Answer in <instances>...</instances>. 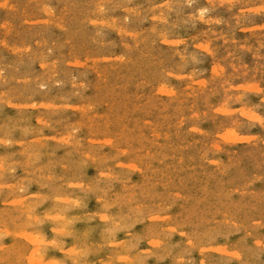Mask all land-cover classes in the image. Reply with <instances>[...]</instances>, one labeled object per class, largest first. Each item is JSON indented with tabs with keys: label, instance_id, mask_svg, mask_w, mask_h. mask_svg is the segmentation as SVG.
<instances>
[{
	"label": "rangeland",
	"instance_id": "374dc122",
	"mask_svg": "<svg viewBox=\"0 0 264 264\" xmlns=\"http://www.w3.org/2000/svg\"><path fill=\"white\" fill-rule=\"evenodd\" d=\"M34 252L264 264V0H0V264Z\"/></svg>",
	"mask_w": 264,
	"mask_h": 264
},
{
	"label": "bare ground",
	"instance_id": "6f19581e",
	"mask_svg": "<svg viewBox=\"0 0 264 264\" xmlns=\"http://www.w3.org/2000/svg\"><path fill=\"white\" fill-rule=\"evenodd\" d=\"M201 20V19H199ZM99 33V32H98ZM100 36V35H99ZM35 252L31 255L30 257V262H34L35 264H39L40 262L38 261V259L35 258ZM42 263V262H41Z\"/></svg>",
	"mask_w": 264,
	"mask_h": 264
}]
</instances>
